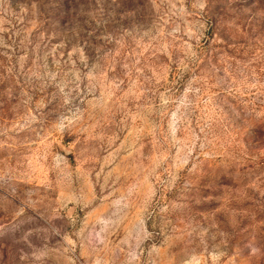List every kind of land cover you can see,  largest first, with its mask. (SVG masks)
Returning a JSON list of instances; mask_svg holds the SVG:
<instances>
[{"label":"rangeland","instance_id":"1","mask_svg":"<svg viewBox=\"0 0 264 264\" xmlns=\"http://www.w3.org/2000/svg\"><path fill=\"white\" fill-rule=\"evenodd\" d=\"M0 264H264V0H0Z\"/></svg>","mask_w":264,"mask_h":264}]
</instances>
